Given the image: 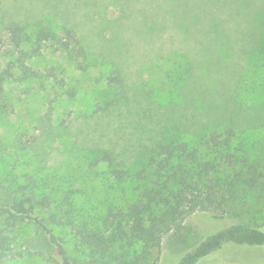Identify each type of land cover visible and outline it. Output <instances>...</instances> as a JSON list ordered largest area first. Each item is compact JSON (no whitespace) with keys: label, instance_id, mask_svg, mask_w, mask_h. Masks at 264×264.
Masks as SVG:
<instances>
[{"label":"rangeland","instance_id":"obj_1","mask_svg":"<svg viewBox=\"0 0 264 264\" xmlns=\"http://www.w3.org/2000/svg\"><path fill=\"white\" fill-rule=\"evenodd\" d=\"M194 2L185 12L180 0H0V26L14 20L31 30L50 26L64 34L70 28L87 53L72 57L46 43L25 60L39 76L24 79L18 69L5 85L0 190L11 181L54 194L66 218L98 222L109 204H125L132 194L102 161L86 157L95 161L96 150L109 149L135 167L158 140L195 141L227 127L235 130L234 146L264 173V0ZM250 208L224 219L188 215V242L174 245L165 236L163 254L178 260L231 223L263 226L264 200L257 197ZM55 231L80 264H110L76 251L69 229ZM14 233L16 256L7 264H51L39 226L24 223ZM261 250L236 246L219 260L264 264Z\"/></svg>","mask_w":264,"mask_h":264},{"label":"trees","instance_id":"obj_2","mask_svg":"<svg viewBox=\"0 0 264 264\" xmlns=\"http://www.w3.org/2000/svg\"><path fill=\"white\" fill-rule=\"evenodd\" d=\"M180 1L184 2L185 12L196 3ZM46 43L72 57L87 54L70 28L59 34L50 26L31 30L19 21L2 22L0 50L6 49L8 58L0 65V106L7 105L5 85L18 77V69L24 79L39 76L25 60L40 54ZM111 79L121 82L118 75ZM235 137V130L227 127L212 130L195 141L164 138L157 141L147 161L135 167L112 150H96L95 161L91 156L87 160L94 164L102 161L112 179L119 185L127 184L132 194L125 204H109L98 222L66 218L62 215L66 206H56L54 194L18 188L17 182L1 184L0 264L16 256L14 230L24 223L39 226L46 235L51 264H80L55 228L69 229L76 251L89 250L95 260L104 259L110 264H240L238 260H219L227 249L236 246L259 254L264 248V225L246 222L231 223L208 235L178 260L162 252L165 236L174 245L188 242L193 232L186 223L188 215L200 212L213 219L240 216L250 213L257 197L264 200V173L234 146ZM257 191L253 199L252 193Z\"/></svg>","mask_w":264,"mask_h":264}]
</instances>
